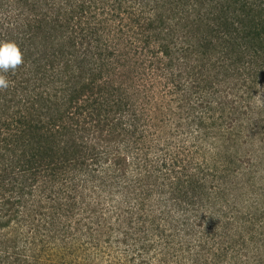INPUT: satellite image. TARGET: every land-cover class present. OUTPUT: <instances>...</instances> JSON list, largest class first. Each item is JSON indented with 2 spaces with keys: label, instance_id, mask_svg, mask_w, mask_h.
<instances>
[{
  "label": "trees",
  "instance_id": "trees-1",
  "mask_svg": "<svg viewBox=\"0 0 264 264\" xmlns=\"http://www.w3.org/2000/svg\"><path fill=\"white\" fill-rule=\"evenodd\" d=\"M204 1L0 0V42L24 53L0 90V264H222L235 235L249 246L231 223L251 211L199 209L213 146L150 150L219 72L242 66L243 93L263 75L264 0Z\"/></svg>",
  "mask_w": 264,
  "mask_h": 264
},
{
  "label": "rangeland",
  "instance_id": "rangeland-1",
  "mask_svg": "<svg viewBox=\"0 0 264 264\" xmlns=\"http://www.w3.org/2000/svg\"><path fill=\"white\" fill-rule=\"evenodd\" d=\"M202 2L206 6V1ZM162 8H167L166 14L168 6L165 4ZM194 33H197L200 39L207 36L206 39L212 38L205 25H201L192 34ZM213 42L216 43V48H211L209 53L220 54L219 45L223 40L214 38ZM214 73L215 70L212 74ZM236 73L238 76L232 74L226 78L220 72L217 74L219 84L216 87L217 92L209 97V106H205L206 100H203L201 102L204 106H199L197 102L193 103V107L185 106L187 113L184 112L183 106L179 110L176 108V114H172V118L182 126L177 127L176 133H171L167 128L163 133L165 140L151 143L150 150L151 154L154 151L161 160L168 157V154L164 153H170L173 147L189 148L195 135L198 136L199 145L213 146L211 152H215L214 159L219 161L216 163L219 172L214 178L212 175L207 176L206 185L202 187L200 198L198 197L201 207L199 209H207L209 213L223 206L234 212L232 202L236 201L244 211L249 210L253 214L252 221H248L247 215L243 213L235 214L239 217L237 223L227 221L232 227L239 224L243 226L244 240L249 241L247 248L252 249L253 246L254 250L248 252L247 248H243V237L235 235L233 240H236V243L232 247L236 250L228 251L222 264H240V261L246 260L253 252L254 261H249L248 264H264V94H261L264 91V71L262 76L251 83L253 87L248 93H243V83L251 81L243 79V67L240 66ZM240 95L242 96L239 97ZM218 101L222 102L221 105ZM174 126L175 122L171 124V128ZM195 128L198 131L193 132ZM206 172L212 171L208 168L205 169ZM226 173L228 175L224 176ZM222 177L227 181L228 192L223 196L222 193L219 194L221 199L213 202L214 195L218 194L208 186L216 185L217 178L219 183Z\"/></svg>",
  "mask_w": 264,
  "mask_h": 264
},
{
  "label": "clouds",
  "instance_id": "clouds-1",
  "mask_svg": "<svg viewBox=\"0 0 264 264\" xmlns=\"http://www.w3.org/2000/svg\"><path fill=\"white\" fill-rule=\"evenodd\" d=\"M24 64V53L14 41L0 42V90H7L11 82L5 73L12 71ZM261 94H264L262 91Z\"/></svg>",
  "mask_w": 264,
  "mask_h": 264
}]
</instances>
